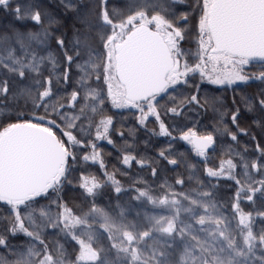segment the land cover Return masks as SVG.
Here are the masks:
<instances>
[{
	"label": "snow or ice",
	"instance_id": "obj_1",
	"mask_svg": "<svg viewBox=\"0 0 264 264\" xmlns=\"http://www.w3.org/2000/svg\"><path fill=\"white\" fill-rule=\"evenodd\" d=\"M113 11L121 9L112 0H57L55 5L52 0H0V13L16 21L9 32L0 34V101L13 95L28 98L25 106L29 112L47 113L60 127L66 116L83 121L80 113L85 109L97 119L98 128L111 126L114 118L110 113L119 107L108 95L106 67L111 59L108 38L116 23ZM182 22L187 23L186 16ZM183 75L180 83L194 91L181 103L204 112L209 100L219 99L209 97L206 91L201 94L206 84L220 87L227 79L229 87L236 82L264 85V70L260 69L213 79L189 67ZM232 104L234 110L225 109L220 121L226 137L217 136L220 129L214 122H177L171 128L160 123L161 137L178 140L199 160V165L189 163L187 177L178 174L174 182L164 180L155 187L137 178L125 187L115 174L104 173V179L81 174L78 187L83 202L78 211L69 205L63 191L53 193L51 186L37 190L27 198L31 203L24 209L37 231L25 227L14 208L18 228L29 246L17 251L0 235V264H33L34 259L36 264H264V145L253 134L255 156L250 166L231 158L211 163L214 156L210 150L220 139L238 141L232 128L241 136L248 134L239 126L241 110L235 97ZM255 105L264 111V96H257ZM253 107L249 100L246 112L251 113ZM169 113L177 117L185 114L183 108L177 111L175 107ZM156 119L159 121L158 115ZM252 122L259 128L258 120ZM68 128L72 130L69 137L76 139L77 126L69 123ZM108 130L104 127V134ZM100 138L97 131L95 139ZM86 143L80 141L81 148ZM107 143L114 142L107 138ZM159 154L164 156L163 151ZM180 155L185 152L181 150ZM84 159H89L87 154ZM168 163L176 167L179 162L169 159ZM198 167L194 180L192 173ZM100 168H105L102 162ZM151 174L155 179L154 168ZM106 187L115 194V213L111 205L99 202V193ZM224 188L229 191L222 195ZM125 193L136 203L153 208L152 214L144 213V225L138 227L128 220V208L121 204ZM182 213L188 215L187 221L181 218ZM8 232L13 240L17 238L15 229Z\"/></svg>",
	"mask_w": 264,
	"mask_h": 264
},
{
	"label": "rangeland",
	"instance_id": "obj_2",
	"mask_svg": "<svg viewBox=\"0 0 264 264\" xmlns=\"http://www.w3.org/2000/svg\"><path fill=\"white\" fill-rule=\"evenodd\" d=\"M127 3L131 6V13L126 15L123 18H117L115 21V25L113 26V31L108 38V46L110 49V55L113 54V59L107 62V82L113 86V93L117 89H121L120 83L117 79L116 74V63H115V46L117 43L122 42L128 33H130L137 26H149L152 24L155 30L159 32H163L168 36L171 35L172 38L177 37V39L182 41L179 46H175L174 50V58H175V68L172 72V75H176L178 80L175 82L174 79L171 78L166 83L162 84V90L159 92L158 96L154 100H147L144 98L145 102L138 104L134 107V110L139 113V122L141 124V128L151 132L149 136L157 142L164 140L166 143H177L178 140L173 141L170 136L161 137L160 136V123H165L169 128L173 123H188L200 121L201 125H207V113L202 111L200 108L195 107L194 105H186L182 103V107L184 109V115L181 117L166 115V117H162V111L167 107L165 104H159V102L170 93H173L177 88L186 93H190L194 91V89L186 88L180 81L184 79V73L189 67H192L194 71L199 74L200 72H204L206 75L211 76L215 79L219 76L221 79H225L226 77H231L232 74L239 71L242 74L248 75L252 72L257 71L258 69L264 70V60H253L244 57H239L232 55L227 52H218L215 47V42L213 36L210 32L209 28V19L210 12L213 5L214 0H167L168 2L164 5V2H160L159 4L155 0H126ZM187 9L190 8L192 11V22L191 23H181L182 26H185L187 29L185 32H182L178 26V24L183 21L181 17H177L174 14L172 9ZM196 11V12H195ZM181 18V19H180ZM194 19L196 21H194ZM188 20V18H187ZM192 26V27H191ZM117 34V38L113 43H110L111 38ZM184 41V42H183ZM5 59L7 57L5 56ZM10 63V61H8ZM244 62H247V66ZM110 63V65H108ZM246 84L241 82H236L231 87H229L227 83V79H225V83L223 86L217 87L214 85L206 84V87H213L217 89L224 90H234L237 87L244 86ZM117 88V89H116ZM202 91V89H201ZM108 95L111 99V93L108 88ZM188 98V97H186ZM18 99L22 101H26L28 98L18 97ZM114 100V99H112ZM141 100V101H143ZM171 102V101H170ZM174 101H172L173 103ZM169 104V103H168ZM180 108V109H181ZM176 108L177 111L180 110ZM30 113V116H35V114ZM152 114V115H151ZM84 117L83 121L77 122L75 117L69 118L65 117L64 126L60 127L55 121L51 119V116L42 117L36 116L39 119H42L50 128H46L49 131L53 132L54 129L59 131L65 137L68 146V155H67V164L63 169L62 174L52 180L49 184L51 186L52 192H60L67 186V184H71L67 181L68 175H76L78 173L84 172L90 175H95L98 179H104V173L107 174H115V176L121 180V182L127 187L131 185L133 181L137 178H140L139 173H131L127 174L126 171H130L129 169L124 170V172L120 173L118 176V172L112 170L108 172V165L105 163L102 155V150L100 147L102 145L107 144V138H111V134L113 132L114 122L111 126L106 124L100 125L97 127V119L92 116L88 109H85L83 113H80ZM159 116V121H157L156 116ZM168 118V119H166ZM146 119V122L143 120ZM72 123L77 126V135L76 139H71L68 134L71 133V129L68 128V124ZM143 125V126H142ZM108 127L109 130L107 134H104V127ZM99 131L101 133L100 140L95 139V133ZM119 137L122 138V136ZM149 140H151L149 138ZM148 140V144H144L149 149H152L151 141ZM80 141H87L83 148H81ZM218 142L213 149L210 151L213 153L214 158L211 160V163H218L219 159H233L237 164H241L240 157L242 155L248 154V152L240 153L238 151L237 141L236 142H227L225 146V142ZM96 145L93 147L92 145ZM143 145V147H144ZM127 151L131 150L129 147L125 148ZM137 151V148H136ZM97 153H99V158H96ZM87 154L89 159H84V155ZM218 155L220 157L218 158ZM137 155L133 156V162H142L144 159L137 158ZM245 157H248L245 156ZM254 157V156H253ZM197 159V158H196ZM199 161V160H198ZM105 165L104 169L100 168V163ZM87 163H93L92 168H88ZM124 164H126L124 162ZM261 164L264 165V158L261 159ZM155 167V166H153ZM139 171H142L140 169ZM264 171V169H262ZM138 176H137V175ZM150 175V174H149ZM152 180L145 179L150 185L156 186L159 182L167 180L163 175L155 176V179L152 176ZM169 182V180H167ZM170 183V182H169ZM142 186V185H141ZM193 187H197L193 185ZM229 190L224 188L222 195L226 194ZM99 202L103 205H111V210L115 213L117 209L115 208V194L111 191L110 188L106 187L101 190L98 196ZM30 200H25L23 204L20 201H7L0 198V208H4L7 211L11 212L14 216L13 224L14 229L17 234L22 235L24 238V233L22 230L18 228L19 221L17 220V215L14 213L13 209L15 208L18 213H20V220L23 221L25 227H27L30 231L36 232L37 229L33 227V225L28 220L27 216L24 214V209L27 205H30ZM121 204L128 208L127 218L129 221H135L137 226L144 225L145 217L144 213L147 212L149 214L153 213V208L144 203L138 204L135 201L129 198V194L125 193L121 197ZM54 212L56 211L53 208ZM139 212L140 215L137 216L136 213ZM33 217L36 219L37 223H40V218L37 213H33ZM181 218L185 221L188 220V215L186 213L181 214ZM261 225L258 223L256 225L257 231ZM28 240V238H26ZM34 242V241H33ZM10 246V245H9ZM16 250H19L18 247H12ZM33 264H36V260H33Z\"/></svg>",
	"mask_w": 264,
	"mask_h": 264
},
{
	"label": "water",
	"instance_id": "obj_3",
	"mask_svg": "<svg viewBox=\"0 0 264 264\" xmlns=\"http://www.w3.org/2000/svg\"><path fill=\"white\" fill-rule=\"evenodd\" d=\"M209 28L218 52L264 60V0H214ZM116 55L119 82L129 102L162 90L174 67L163 37L146 27L132 31ZM66 150L51 131L17 124L0 138V198L25 201L62 174Z\"/></svg>",
	"mask_w": 264,
	"mask_h": 264
},
{
	"label": "trees",
	"instance_id": "obj_4",
	"mask_svg": "<svg viewBox=\"0 0 264 264\" xmlns=\"http://www.w3.org/2000/svg\"><path fill=\"white\" fill-rule=\"evenodd\" d=\"M155 1L158 4L160 2H164V5L168 3L166 2L167 0ZM56 3L57 0H52V5H55ZM112 3L121 9L120 12H112L114 20L132 14L131 6L127 3L126 0H112ZM49 7H51V5H49ZM172 11H174V14L178 18L181 17L182 19H184V17L186 16L188 18L187 23L192 22L191 13L192 11H194L193 9L191 10L190 8H187L180 10L174 8L172 9ZM194 21L196 20L194 19ZM15 23L16 21L10 15L0 13V34L9 32ZM184 27L185 26H183L182 29L180 28L182 32H185L187 29L186 27ZM116 38L117 34L111 38L110 43H113ZM116 50L117 45L115 46V52ZM262 88H264V85H260L257 83H248L231 91L213 87H206L201 91L202 95L206 91L209 97H219V99L214 101L209 100L206 105V107L208 108V111L206 112V118L208 120L207 125H211L213 122L215 123V127L220 129V132L217 133L218 137H226V133H224V124L220 121L222 118V113L225 112V109L234 110L232 100L233 97H235L236 104L240 106L241 110V115L238 117L239 126L246 129L248 134L247 136H241L237 129L232 128L231 130L235 132V134L239 138L237 141L238 151L240 153L246 152L244 146H247L248 154L242 155L241 157H244V159H240V161L241 164L248 163L249 166L251 164V158L255 156V144L252 140L253 134H255V136L261 141V144L264 145V111H261L259 106L255 105V98L257 96H264V91H261ZM188 94L189 93L180 90V88H177L173 91V93H170L168 96L164 97L159 102V104L166 103L167 105L165 110L162 111V117L171 115L169 113V109L172 107L180 109L182 107L181 101L186 100ZM249 100H251V102L254 104L251 113H248L245 110V105L249 103ZM172 101L174 102L172 103ZM110 115L114 118V127L111 134V139L114 143L112 144V147L108 145H102L100 147V149L102 150L103 159L108 165V172L115 170V172H118V176H120L121 172L123 173L124 170L129 169L130 171H126L127 174L139 173L140 178L144 177L145 179H149L150 181L152 180V178L146 176V174H150L149 176H152L151 173L152 169L154 168L157 175H163L165 179L169 180V182L172 183L174 182L178 174H183L185 177H187L189 163H196L197 165H199L198 159L193 157L190 154L189 150L179 142L174 143V147H170L172 143H166V141L164 140L155 142L151 138V136H149L152 133L141 128V124L140 122H138V114L134 111H131L130 108L127 107L123 110L120 109L119 111L115 110L111 112ZM172 115L175 116L174 114ZM230 115L231 111L228 112V116ZM36 116L37 115L31 117L27 107L25 106V102L18 99V97H16L15 95H13L11 98L0 101V138L10 128L17 124H33L42 128H50L49 125H47L42 119H39ZM38 116L44 118L45 116L50 115H48L47 113H40ZM224 119L227 120V116L224 117ZM253 120L259 121V128H257L255 124H253ZM143 121L146 122V119H144ZM229 127L231 126L229 125ZM53 133L59 139H61L63 136V134H61L56 129L53 130ZM121 133L123 134L122 138L119 137V134ZM149 138L151 140H149ZM148 140L153 143L151 150L149 149V147H146L144 145L146 143H149ZM219 141L222 143L224 141L225 146L228 142L226 138L220 139ZM127 147H129L131 150L127 151V149H125ZM181 150L185 152L184 156L180 155ZM160 151L164 152L163 157L159 154ZM135 155H137V158H141L144 160L141 163H135L132 161V159H129ZM247 155L248 157H245ZM219 157L220 155H218V158ZM169 159H176L179 162L178 165L176 167L170 165L168 163ZM124 162L126 164H124ZM87 165L88 168H92L93 164L87 163ZM140 169H142V171H139ZM199 171L200 169L198 167L197 172L192 173L194 180L197 177ZM81 174L87 173L81 172L76 175H68L67 181L71 184H67V186L63 189L65 199L69 202V205L77 211L80 208V204L83 202L82 192L78 187ZM193 185L196 186L194 182L192 183V186ZM56 194H58V192ZM13 219L14 216L11 212L2 207L0 208V235L8 239L10 247H18L19 250L17 251H20L21 249H26L29 246L28 240H26V238H24L20 234H17V238L15 240L10 237L8 229H14ZM21 241H23V244L21 243Z\"/></svg>",
	"mask_w": 264,
	"mask_h": 264
},
{
	"label": "flooded vegetation",
	"instance_id": "obj_5",
	"mask_svg": "<svg viewBox=\"0 0 264 264\" xmlns=\"http://www.w3.org/2000/svg\"><path fill=\"white\" fill-rule=\"evenodd\" d=\"M182 21L178 24V26H179V28H181L182 29ZM138 27H143V26H137V27H135V29L136 28H138ZM146 27H148L150 30H151V32L152 33H154V34H159V35H161L162 37H163V39H164V41H165V43L167 44V46H168V48H169V50H170V53H171V55H172V57H173V59H174V67H173V70H174V68H175V58H174V50H173V48L175 47V46H179L180 44H182L181 42L182 41H180L179 42V40L177 39V37H175V38H172V36L171 35H167V34H165V33H163V32H159L158 30H155L153 27V25L152 24H150L149 26H146ZM185 28V27H184ZM135 29H133L132 31H134ZM131 31V32H132ZM130 32V33H131ZM130 33H128L127 35H126V38H127V36L130 34ZM126 38L122 41V42H120V43H117L116 45H117V50H116V54H115V63H116V55L120 52V51H122V50H124V48H123V43H124V41L126 40ZM184 42V41H183ZM111 56V59L110 60H112L113 59V54H111L110 55ZM110 62V61H109ZM108 65H110V63L108 64ZM116 66V65H115ZM173 70H172V72H173ZM172 72L169 74V76L166 78V80L163 82V83H166V82H168L169 80H171V78L172 79H174L175 80V82L178 80V77L176 76V75H172ZM116 74H117V71H116ZM117 79H118V77H117ZM119 81V80H118ZM120 83V82H119ZM162 83V84H163ZM120 86H121V89H117L114 93L112 92L113 91V86L111 85V84H108V88H109V91H110V93H111V99H114L118 104H119V107L116 109V111H119L120 109L121 110H123V109H125V108H130V110L131 111H134V112H136L135 110H134V107L136 106V105H138V104H141L142 102H145L144 100L143 101H138V102H129V100H128V96H127V93H126V87L124 86V85H122L121 83H120ZM159 94V93H158ZM158 94H156V95H154V94H152V93H149L148 95H147V100H154L157 96H158ZM137 113V112H136ZM138 114V116L140 115L139 113H137ZM152 115V114H151ZM60 141H61V143L63 144V146H64V148H65V150H66V154L68 155V146H67V141L65 140V137H63L62 136V138L61 139H59ZM105 145H108V146H113L112 144L111 145H109L108 143L107 144H105ZM68 158V157H67ZM67 160H66V163L64 164V166L62 167V171H63V169L65 168V166H66V164H67ZM93 164V163H92Z\"/></svg>",
	"mask_w": 264,
	"mask_h": 264
}]
</instances>
